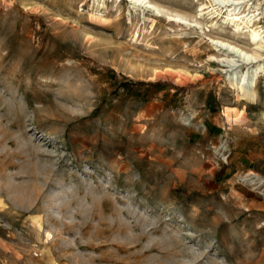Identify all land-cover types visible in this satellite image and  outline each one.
Wrapping results in <instances>:
<instances>
[{"label": "rangeland", "instance_id": "1", "mask_svg": "<svg viewBox=\"0 0 264 264\" xmlns=\"http://www.w3.org/2000/svg\"><path fill=\"white\" fill-rule=\"evenodd\" d=\"M149 1L0 0V264H264V0Z\"/></svg>", "mask_w": 264, "mask_h": 264}, {"label": "bare ground", "instance_id": "2", "mask_svg": "<svg viewBox=\"0 0 264 264\" xmlns=\"http://www.w3.org/2000/svg\"><path fill=\"white\" fill-rule=\"evenodd\" d=\"M120 3L123 0H118ZM129 2L130 9L133 10V12L138 15L139 12L144 13L148 10L154 11L158 16H161L162 10L152 3L149 0H125ZM118 2V3H119ZM94 8L95 6H99V0H94ZM105 6V4L103 5ZM98 9V8H97ZM96 9V11H98ZM97 15L99 12H96ZM94 17V16H93ZM176 20L185 21L183 17L177 16L175 17ZM102 21H105L106 19L100 18ZM238 20H241L242 18H237ZM235 19H232L231 21H234ZM252 23L251 19L248 22H243V25L246 27H249V24ZM250 37V41H252V44H254L255 48L252 50V52H247L239 48L238 46H234L232 44L223 42V41H214L216 42L217 47L219 48V51L225 53V58L222 60V64H224L225 67H227V77L230 81L231 85L233 87L237 88V91L239 92V96L242 99H247L249 102H256L257 101V81L261 75H264V41L262 42V34L257 30H252ZM261 42V43H260ZM257 45V47H256ZM246 63L243 66H254L257 64L255 68L253 66L251 67L252 71L247 70L246 72H243L241 78H237V75L240 73V68L242 69V65L240 66V62ZM252 182V181H251ZM257 181L252 182L251 184H256ZM259 184V183H258ZM258 186V185H257ZM51 234L48 233L47 237H50Z\"/></svg>", "mask_w": 264, "mask_h": 264}]
</instances>
